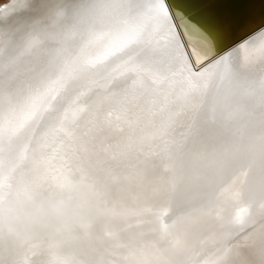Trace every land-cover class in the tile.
Returning <instances> with one entry per match:
<instances>
[{
  "label": "snow or ice",
  "instance_id": "obj_1",
  "mask_svg": "<svg viewBox=\"0 0 264 264\" xmlns=\"http://www.w3.org/2000/svg\"><path fill=\"white\" fill-rule=\"evenodd\" d=\"M102 7L105 5L100 0H25L22 27L0 44V205H7L13 195L23 196L37 208L38 219L57 215L55 203L39 200L42 184L56 179L53 173L58 170L53 161L59 160L62 170L70 173L83 156L78 135L81 124L94 113L101 132L105 122L109 127L112 124L107 116L104 120L99 118L98 93L90 86L96 82L94 77L103 79L107 86L106 95L111 103L105 111L110 116L113 111L126 110L125 102L138 85L155 92V85L177 77L183 86L177 102L181 106H195L196 96L202 90L201 81L209 67L222 66L236 85L233 102L258 97L264 111V73L258 77L245 75L240 66L232 62L233 55L249 40L264 41V28L239 43L233 41L232 46L225 44L218 48L216 37L174 10L170 0H124L120 5L124 11L119 19L100 15ZM245 25L243 15L222 18L219 22L225 40ZM54 42L62 54L52 64L47 78L23 84L13 72L18 62L23 57L43 53ZM261 63L264 64V49ZM229 116L223 109L218 110L212 122L222 124ZM53 135L55 142L49 139ZM166 135L161 128L157 137L160 140L157 155L161 161L172 150V145L164 139ZM259 139L264 145V119L259 126ZM85 143L92 145V154L104 156L103 141L99 142V148L93 141ZM57 145H62L63 150L58 151ZM119 156L106 158L107 169L92 175L102 199L76 226L77 231L91 241L88 245L71 243L57 230L51 233L53 243L47 247L28 248L31 257H36L32 259L28 251H19L28 242H19L20 231L15 218L5 207L0 211V246L6 253L15 250L19 258L6 256L0 259V264H148L143 259H135L143 251L141 241L119 226V219L125 213L106 199L108 181L129 178L116 171L123 165ZM261 165L264 167V149ZM251 167V161L244 157L226 160L230 173L219 183L208 186L204 193V210L212 213L222 206L224 185L230 176ZM25 171L29 174L27 180ZM154 191L156 200L143 209L155 217L160 245V255L152 264H235V257L249 247L241 243L250 236L244 227L246 222L236 215L222 224L227 228V239L213 241L215 250L210 255L203 253L165 222L172 216L153 212V208L170 207L165 187L159 186ZM260 199L264 201V189ZM260 253L264 256V238ZM177 255L185 259L178 262L174 259Z\"/></svg>",
  "mask_w": 264,
  "mask_h": 264
},
{
  "label": "bare ground",
  "instance_id": "obj_2",
  "mask_svg": "<svg viewBox=\"0 0 264 264\" xmlns=\"http://www.w3.org/2000/svg\"><path fill=\"white\" fill-rule=\"evenodd\" d=\"M123 2L100 0L105 5L99 10L100 15L119 19L124 11L120 7ZM24 3L25 0L0 3V44L22 27L25 19L22 15ZM170 4L174 10L212 33L218 47L221 45L223 38L218 17L210 7L204 8L201 0H170ZM262 49L264 41L249 40L233 55L232 62L240 66L241 73L258 77L264 73ZM61 54L54 42L50 49L39 55L23 57L13 72L25 85L36 79L47 78L52 64ZM93 79L96 82L90 86L98 93L99 118L104 120L107 116L112 124L109 127L105 122L104 131L101 132L95 113L81 124L78 135L83 156L70 173L62 170L59 160L53 161L58 170L53 173L56 179L42 184L39 200L46 204L55 203L58 206L57 215L51 219H38L37 208L23 196L13 195L7 205H0V211L5 207L11 210L20 231L19 242H28L19 251H28L30 246H36L33 250L47 247L53 243L51 233L57 230L71 243L88 245L91 241L83 237L76 226L102 199L92 175L107 169L106 158L124 153L119 156L123 165L116 171L129 178L119 182L108 181L106 199L125 213L119 219V226L144 246L135 259L152 264L160 255L155 217L143 209L156 200L157 192L154 189L164 186L170 207L153 208V212L172 216L171 220L165 222L172 225L175 233L186 237L193 246L210 255L216 247L213 241L227 239V228L222 227V224L239 215L245 220L244 227L250 236L248 241L241 242L247 243L249 247L235 257V264H264V256L260 253L261 240L264 238V208H261L264 201L260 199L264 189V167L261 165L264 145L259 139L264 111L259 98L250 97L233 102L235 82L226 74L224 67H209L201 81L202 90L196 96L195 106H181L177 102L176 98L181 95L183 87L177 77L155 85V92L138 85L135 93L125 102L126 110L113 111L109 116L105 111L111 103L106 95L107 86L100 77ZM129 107L132 111H127ZM221 109L230 113L229 118L222 124H213V114ZM161 128L167 132L164 139L172 145V150L163 161L157 155L160 144L157 137ZM49 139L55 142L56 137L53 135ZM89 140L96 143L97 148L100 147L99 142L103 141L106 150L104 156L92 154V145L85 143ZM57 148L58 151L63 150L62 145H57ZM181 148L184 150L181 151ZM234 157L249 159L252 167L230 176L224 185V196L221 197L223 205L208 213L204 210V193L209 185L219 183L224 175L230 173V169L226 168V160ZM28 178L29 174L25 171V179ZM28 255L36 259L31 257V251H28ZM6 256L8 259L19 258L15 250L6 253L0 246V259ZM174 259L179 262L185 257L177 255Z\"/></svg>",
  "mask_w": 264,
  "mask_h": 264
},
{
  "label": "water",
  "instance_id": "obj_3",
  "mask_svg": "<svg viewBox=\"0 0 264 264\" xmlns=\"http://www.w3.org/2000/svg\"><path fill=\"white\" fill-rule=\"evenodd\" d=\"M201 2L204 8H211L215 16L218 17V22L222 18L237 15H243L246 18V25L232 33L230 39L225 40L220 31L223 39L218 48H223L225 44L232 46L233 41L239 43L247 35L264 28V0H201Z\"/></svg>",
  "mask_w": 264,
  "mask_h": 264
},
{
  "label": "rangeland",
  "instance_id": "obj_4",
  "mask_svg": "<svg viewBox=\"0 0 264 264\" xmlns=\"http://www.w3.org/2000/svg\"><path fill=\"white\" fill-rule=\"evenodd\" d=\"M9 0H0V3H4V2H7Z\"/></svg>",
  "mask_w": 264,
  "mask_h": 264
}]
</instances>
